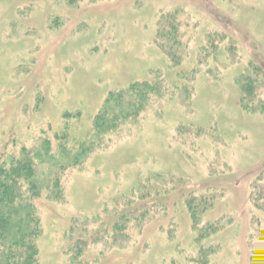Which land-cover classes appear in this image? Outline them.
Masks as SVG:
<instances>
[{
	"label": "rangeland",
	"instance_id": "obj_1",
	"mask_svg": "<svg viewBox=\"0 0 264 264\" xmlns=\"http://www.w3.org/2000/svg\"><path fill=\"white\" fill-rule=\"evenodd\" d=\"M260 69L264 0H0L1 162L78 148L112 92L162 93L33 202L38 264H264Z\"/></svg>",
	"mask_w": 264,
	"mask_h": 264
},
{
	"label": "trees",
	"instance_id": "obj_2",
	"mask_svg": "<svg viewBox=\"0 0 264 264\" xmlns=\"http://www.w3.org/2000/svg\"><path fill=\"white\" fill-rule=\"evenodd\" d=\"M167 25L172 31L177 29L172 21L167 22ZM167 35L171 38L170 42L176 41V34L171 36L164 32L160 38L165 39ZM260 72L264 74L261 69ZM159 83L137 82L110 93L93 120L91 135H86V141L78 148L69 149L65 142L59 145V155L55 156L51 147L43 144L34 152L22 149L18 158L0 161V264H38L36 240L41 230L33 202L45 192L48 200H61L60 174L81 167L89 154L102 145L105 137L119 131L126 123L138 120L151 100L162 95ZM259 87L258 78L245 76L241 80V92L243 102L246 99L244 105L247 110L264 112V100L259 98ZM41 166H46L47 171L41 170ZM261 175L258 176L259 180ZM257 198L264 202V189L259 190ZM188 208L193 226L197 228L200 225L197 206L189 201ZM207 229L211 230L213 226L209 225Z\"/></svg>",
	"mask_w": 264,
	"mask_h": 264
}]
</instances>
